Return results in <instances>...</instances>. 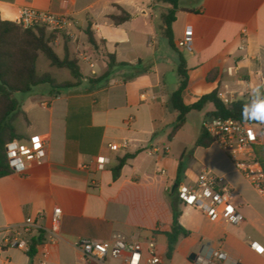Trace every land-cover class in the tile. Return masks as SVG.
I'll use <instances>...</instances> for the list:
<instances>
[{"label": "crops", "instance_id": "0c3cea01", "mask_svg": "<svg viewBox=\"0 0 264 264\" xmlns=\"http://www.w3.org/2000/svg\"><path fill=\"white\" fill-rule=\"evenodd\" d=\"M25 7L68 20L66 31H60L68 39L58 37L54 45L62 48L54 46V51L76 59L84 79L67 89L40 85L20 100L25 115L17 129L21 141L43 139L45 157L28 163L23 173L0 178V264L37 262L35 254L1 246L5 228L37 212L43 217L36 221L40 229L34 239L40 235V242L46 241L52 226L59 236L48 247L46 264H86L75 244L107 241L113 232L143 243L153 238L163 264H202L201 255L210 250L236 264H264V253L250 248L251 243L264 247V201L217 145H196L213 105L188 112L183 127L167 138L178 115L170 97L179 84L181 59L187 76L181 93L185 106L214 91L249 105L260 98L259 93L253 97L252 89L264 84V0H177L173 47L161 31L162 17L172 7L159 0H0V18L17 21ZM120 10L129 18L114 25L109 17ZM87 27L97 47L87 43ZM186 35L192 37L191 51L177 47ZM107 54L117 65L108 66ZM80 63L88 67L87 74ZM46 67L53 69L49 62ZM47 73L57 82L70 80L69 73L62 79ZM109 144L118 149L111 151ZM126 154L134 157L113 179L111 169ZM98 157L108 161L102 169ZM202 169L233 189L239 224L210 221L178 200L177 177L179 184H191ZM171 202L188 234L178 238L167 257ZM56 208L60 217L54 223ZM105 264L123 262L107 257Z\"/></svg>", "mask_w": 264, "mask_h": 264}, {"label": "built area", "instance_id": "2783aa9c", "mask_svg": "<svg viewBox=\"0 0 264 264\" xmlns=\"http://www.w3.org/2000/svg\"><path fill=\"white\" fill-rule=\"evenodd\" d=\"M146 1L152 3L155 0ZM17 21L23 28L45 25L51 31H66L68 27V20L64 17L26 7L20 10ZM191 43V35H186L177 42V47L191 51ZM239 48L243 49V45ZM217 97L225 105L232 102L222 93H217ZM202 128L212 143L229 158L234 170L264 201V128L258 123L211 116L203 121ZM108 148L116 151L118 145L109 144ZM5 154L12 172L20 174L25 171L28 163H40L43 160L45 145L41 138L12 140L5 145ZM107 162L104 157L96 159L99 169ZM175 193L184 207L200 211L210 221L221 218L229 225H237L242 221L233 203V189L208 169H202L191 184H178ZM42 217L43 213L37 212L35 216L26 217L21 224L5 228L1 246L17 249L28 255L35 254L38 256L35 264H46L48 247L55 245L59 236L56 226H52L46 231V241L33 243V233L40 229L36 221ZM59 217L60 210L56 208L52 213L53 222L56 223ZM75 246L86 264H105L107 257L122 261L123 264H163L162 258L156 252L153 238L143 243L131 240L122 233L113 232L107 241L80 240ZM250 248L257 254L264 253V247L257 246L256 243H251ZM200 258L202 264H213L214 260L218 264H236L217 250H210Z\"/></svg>", "mask_w": 264, "mask_h": 264}, {"label": "trees", "instance_id": "16d2710c", "mask_svg": "<svg viewBox=\"0 0 264 264\" xmlns=\"http://www.w3.org/2000/svg\"><path fill=\"white\" fill-rule=\"evenodd\" d=\"M172 8L162 17L161 31L167 39L169 45L173 47L171 23L174 20V10L177 7V0H159ZM129 15L120 10L117 16H110L109 19L114 25H119L126 21ZM86 41L91 47H97L89 27L85 29ZM61 37L64 42L68 39L66 32L51 31L45 25H35L23 28L18 21H7L0 18V178L12 174L5 154V145L12 140H22L23 136L18 133L15 121L22 116L21 102L15 98V94H26L35 87L47 85L51 89H67L78 86L84 79L77 64V60L70 58L67 54L62 58L58 57L54 51V42ZM43 55L49 65L57 69H65L69 72L70 80L57 82L53 77L45 72L39 74L36 70V61L39 55ZM108 66L117 65L112 55H106ZM179 84L177 89L171 94V106L178 112L176 122L172 126L168 139L170 140L184 125L185 116L190 111H199L205 104L213 105L211 117L232 118L243 122L261 124L264 120L256 116H250L249 104L239 100H234L228 105L222 103L217 97V92L203 95L192 105L185 106L181 101V93L187 85L186 68L183 60L177 66ZM100 78L93 80L97 82ZM212 143L207 133L201 129L196 145L207 147ZM134 157V154H126L117 160L115 167L111 169L113 179L119 177L121 169L127 161ZM179 184V177L174 183V191ZM173 191V193H174ZM171 193V195L173 194ZM172 224L169 232L165 233L168 242L166 256L173 250V246L179 237L188 234L178 223L180 211L174 202H171ZM41 236L38 235L33 243H39Z\"/></svg>", "mask_w": 264, "mask_h": 264}, {"label": "rangeland", "instance_id": "374dc122", "mask_svg": "<svg viewBox=\"0 0 264 264\" xmlns=\"http://www.w3.org/2000/svg\"><path fill=\"white\" fill-rule=\"evenodd\" d=\"M69 41H75V43H79L80 40L76 37H69ZM56 48L59 47V48H62L61 45L59 46H55ZM56 53L59 57H62V53L59 51V50H56ZM39 60L37 61V71L38 73H45V72H50L52 75H55V76H58V75H61L59 76L60 79H62L64 76H67L68 75V71L65 70V69H57V68H53L51 71L47 69L46 67V64L48 63L47 59L40 54L39 56ZM80 68L82 70V72L84 74H87L89 72V69L88 67L84 64V63H80ZM39 87V86H38ZM15 98L20 101L23 97H24V94H19V93H16L15 95ZM15 126L16 128L19 130L22 126H23V120L22 118H19L18 120L15 121ZM260 126L262 128H264V122H262L260 124ZM187 131L189 130L188 128L186 129Z\"/></svg>", "mask_w": 264, "mask_h": 264}, {"label": "clouds", "instance_id": "9594fccd", "mask_svg": "<svg viewBox=\"0 0 264 264\" xmlns=\"http://www.w3.org/2000/svg\"><path fill=\"white\" fill-rule=\"evenodd\" d=\"M264 84L255 85L252 89L253 97L259 93V99H253L252 104L248 106L250 116H256L259 119L264 120Z\"/></svg>", "mask_w": 264, "mask_h": 264}, {"label": "water", "instance_id": "95a60500", "mask_svg": "<svg viewBox=\"0 0 264 264\" xmlns=\"http://www.w3.org/2000/svg\"><path fill=\"white\" fill-rule=\"evenodd\" d=\"M189 259H190L191 261H193V260L195 259V255H193V254L190 255V256H189Z\"/></svg>", "mask_w": 264, "mask_h": 264}]
</instances>
